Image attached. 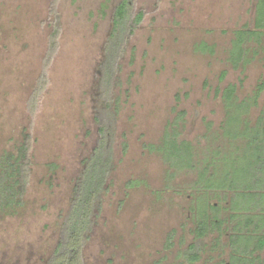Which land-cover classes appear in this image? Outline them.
Returning a JSON list of instances; mask_svg holds the SVG:
<instances>
[{"label":"rangeland","instance_id":"374dc122","mask_svg":"<svg viewBox=\"0 0 264 264\" xmlns=\"http://www.w3.org/2000/svg\"><path fill=\"white\" fill-rule=\"evenodd\" d=\"M119 1L0 0V155L28 146L23 205L0 212V264L51 257L100 125L111 131L112 168L82 264L228 260L227 248H213L216 233L199 240L198 260L185 252L197 242L198 201L206 198L194 187L198 168L212 150L228 147L221 91L233 83L240 100L264 84V28L260 40L247 42L244 67L229 61L235 32L254 29L257 0H129L127 23L143 17L108 78L102 64ZM263 109L264 88L242 117L253 125ZM182 111L178 139L191 143L200 165L170 176L147 145L159 143Z\"/></svg>","mask_w":264,"mask_h":264},{"label":"trees","instance_id":"16d2710c","mask_svg":"<svg viewBox=\"0 0 264 264\" xmlns=\"http://www.w3.org/2000/svg\"><path fill=\"white\" fill-rule=\"evenodd\" d=\"M129 0H120L113 11L112 29L105 45L106 60L102 64L104 75L109 78L113 64L126 34L133 32L142 19L138 12L129 25ZM264 28V0H257L254 29L235 32L229 50V61L234 68L244 67L249 61L247 42L260 40ZM222 71L220 78H223ZM264 84H258L255 92L240 99L236 96V85L228 84L221 91L225 107L222 135L228 147L215 148L204 158L198 168L194 187L202 198L198 201V217L195 223V243L185 252L186 260L199 258L200 241L205 235L216 233L213 248H227L226 264H264V109L255 123L242 117L250 105L256 104ZM184 112L174 118L165 129L157 144H149L151 151L160 154L167 165L169 175L183 169H194L200 164L189 141L178 139V120ZM111 131L100 125V137L92 154L85 159L73 192L69 209L59 231V239L51 257L45 264H82L81 246L92 224V216L99 196L105 188L112 168ZM126 143H124V149ZM27 142L23 141L16 152L5 151L0 155V212L12 211L23 205L27 168ZM211 193L218 202L211 204ZM223 211L221 215L220 212ZM229 233L222 243L223 234Z\"/></svg>","mask_w":264,"mask_h":264}]
</instances>
